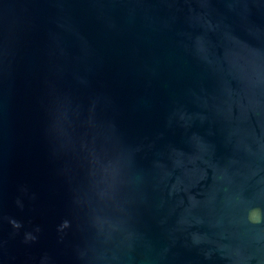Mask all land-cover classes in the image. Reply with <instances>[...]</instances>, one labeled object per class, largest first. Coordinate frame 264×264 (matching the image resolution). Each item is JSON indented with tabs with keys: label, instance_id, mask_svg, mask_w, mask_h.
Returning a JSON list of instances; mask_svg holds the SVG:
<instances>
[{
	"label": "water",
	"instance_id": "water-1",
	"mask_svg": "<svg viewBox=\"0 0 264 264\" xmlns=\"http://www.w3.org/2000/svg\"><path fill=\"white\" fill-rule=\"evenodd\" d=\"M0 264H264V0H0Z\"/></svg>",
	"mask_w": 264,
	"mask_h": 264
},
{
	"label": "clouds",
	"instance_id": "clouds-1",
	"mask_svg": "<svg viewBox=\"0 0 264 264\" xmlns=\"http://www.w3.org/2000/svg\"><path fill=\"white\" fill-rule=\"evenodd\" d=\"M13 224H16V222H15V221H13ZM67 224H68V222H67V221H65V222H64V224L62 225V227H66V226H67ZM16 226H18V225H16Z\"/></svg>",
	"mask_w": 264,
	"mask_h": 264
}]
</instances>
